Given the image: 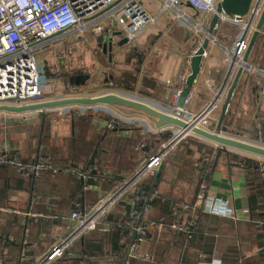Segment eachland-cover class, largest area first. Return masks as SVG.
I'll list each match as a JSON object with an SVG mask.
<instances>
[{"label":"crops","instance_id":"1","mask_svg":"<svg viewBox=\"0 0 264 264\" xmlns=\"http://www.w3.org/2000/svg\"><path fill=\"white\" fill-rule=\"evenodd\" d=\"M138 1L153 23L130 41L114 23L106 20L102 35L88 40L86 35L90 30L88 33L74 32L43 46L37 53V62L42 82L51 94L46 97L49 93L45 92L44 101L93 97L109 92L118 95L130 93L144 99L145 104L172 114L175 105L170 95L183 88L179 80L190 73L189 59L204 37V34L195 35L193 26L197 24L206 31L212 15L182 6L190 20L179 22L176 16L173 19L170 15L171 12L175 14L174 10H162L161 0ZM241 29L240 25L228 21H222L217 26L213 33L215 42L210 43L205 52L191 90V100L186 103V118L198 115L220 90L230 64L222 49L232 48ZM263 29L248 57V63L257 68H264ZM124 39L126 41L119 45ZM236 70L211 112L209 128L212 130H216L211 125L218 123ZM229 107L230 125L222 122L221 128L225 130L220 128L219 131L243 141L249 138L257 140V133L264 122V79L257 75L247 78L243 73ZM13 115L0 114V152L8 146L9 154L21 162H32L38 155H43L61 172L52 174L44 171L30 177L13 170L12 166L0 165V264H37L70 230L72 221L69 217L76 204L88 210L165 141L144 116L125 115L103 105L46 110L44 118L34 112ZM109 124L112 128L108 127ZM161 132L174 135L178 129L165 128ZM206 143L215 148L216 155L218 147ZM229 154L251 158L234 150L222 153L214 162L209 179L203 184L207 197L200 209L215 211L219 205H226L235 214L236 220L200 214L196 230L204 234L209 231L214 245L208 246V253L203 250V243L198 249L203 251V258L216 259L224 264H242L243 260L251 262L258 254L264 259V226L250 220L245 171L237 161L228 159ZM188 166L193 169L192 165ZM87 167L92 168L93 175L83 185L80 178L68 171ZM182 167L174 162L170 169L172 173L163 172L158 183L157 192L171 205L193 202L198 176L206 172L202 163L198 168L199 174L193 171L187 178L182 176L187 171L185 168L181 170ZM120 204L124 206L112 216L113 221L101 225L108 231H95L97 238L103 239L110 229L120 226L121 214L129 210L127 201ZM158 209L151 206L146 214L148 222L155 220ZM171 220L176 221L174 214ZM156 224L155 227L147 226L148 237L138 247L139 258L134 259L132 264H190L186 251L191 257L195 249L184 247L178 240L181 235L174 234L164 224L161 228H157L161 223ZM17 229L19 231H15ZM85 235L74 241L68 253L53 264L126 263L124 259L121 261L120 254H110L109 242L101 243L102 253L99 256L90 255L85 250V243L88 240V245H91L94 236L86 238ZM129 244L130 240H127L125 256Z\"/></svg>","mask_w":264,"mask_h":264},{"label":"built area","instance_id":"2","mask_svg":"<svg viewBox=\"0 0 264 264\" xmlns=\"http://www.w3.org/2000/svg\"><path fill=\"white\" fill-rule=\"evenodd\" d=\"M219 1L161 0L162 10L172 9L176 19L184 21H189L190 18L181 9L182 6H188L197 13L212 15ZM252 1L246 18H251L256 22L262 11L264 0ZM106 20L114 23L115 27L119 28L129 41L134 39L148 24L153 23V19L138 0H0V106L20 107L43 102L45 92L50 94V90L42 82L37 53L46 44L74 32L85 33L90 30L96 35L101 34ZM246 20L237 16L222 19V21L240 25L242 28L240 36L234 41L232 48L230 50L223 48L222 53L227 62L230 63L231 60H234L235 70L242 67L247 78L257 75L264 79L263 68L242 62L254 27L246 29L244 26ZM193 31L195 35L205 34V31L197 24L193 26ZM214 42V38L211 37L210 43ZM187 75L188 73L180 78L181 87L184 85ZM180 91L181 88L173 91L170 95L174 105ZM118 96L145 103V100L136 94L123 93ZM190 100L191 95L186 103ZM215 107L216 104L211 109L205 111V108L199 113H203V118L196 122L198 127L215 132L209 128V118ZM171 115L188 122H194L197 116L191 115L186 118L187 111L184 109L180 114L175 106ZM108 127L112 128V125L109 124ZM186 137L165 140L154 154L137 165L128 177L117 181L88 210H84L80 208L79 204H76L75 210L69 217L72 221L70 230L66 236L58 240L49 249L37 264H53L62 259L74 241L82 239L90 231H108L107 227L103 229L101 225L114 207L123 201H127L129 205V210L121 214L120 222L126 237L130 240L127 253L128 260L125 264H128L130 260L139 258L138 247L148 237L145 216L151 210V204L157 194L154 192L146 198H142V194L138 193L140 184L157 172L163 159L171 151H175L179 143ZM9 152L8 146H5L0 152V165L12 166L26 176L34 177L44 171H49L52 174L61 172V169L55 167L43 155H38L32 162H21L11 156ZM68 171L80 178L82 185L85 180H89L93 175L90 167ZM206 197V188L201 185L195 205L190 206L186 203L171 205L176 221L172 222L169 228L174 234L183 236L186 242L190 241L195 234L198 206H201ZM201 210L209 215L236 220L235 214L233 215V212L226 205H219L215 211ZM161 226L163 224H158L157 228H161ZM199 264H221V262L212 259L209 262Z\"/></svg>","mask_w":264,"mask_h":264},{"label":"water","instance_id":"3","mask_svg":"<svg viewBox=\"0 0 264 264\" xmlns=\"http://www.w3.org/2000/svg\"><path fill=\"white\" fill-rule=\"evenodd\" d=\"M252 2V0H220L216 4L214 12L209 20L204 37L189 59L190 73L185 79L184 86L181 89L175 104L176 110L180 114L184 111L187 99L191 95V90L200 71L202 59L205 55V52L209 48L211 37H213V33L216 30V27L220 22H222V19L224 17L226 18L237 16L247 19L246 24L244 25L246 29L254 26L252 28V34L249 39L247 50L242 57V62L244 64L248 63L249 54L255 44L257 37L262 33V29L264 28V5L256 22H254L251 18H246ZM117 35L120 36L121 32H117ZM125 41L126 39L122 40L119 45H121ZM108 49L111 50V46H108ZM234 70V60H231L220 90L206 107L205 111L211 109L219 101L226 90V87ZM235 72L236 73L234 75V78L229 88L227 89L226 98L221 107V114L218 123L216 125H211V127L215 126V132L200 128L196 125V122L203 118V113L197 115L194 122H188L185 119L155 109L143 102L127 99L112 93L93 97H71L58 100H49L20 107L0 106V114L6 113L23 115L34 112L37 113L38 116L44 118V111L46 110H54L62 107H92L96 105H103L125 115L138 114L144 116L154 126L155 130L159 131V134L165 138L164 140H167L169 138L177 139L179 137L194 135L199 139L215 144L220 151L226 152L227 150H234L264 159L263 146L227 136L223 133V131H219L223 122V118L228 111L230 100L233 96L239 79L243 74L242 67L237 68ZM165 128H176L178 129V132L174 135H172L171 132L162 133L161 131H163ZM155 180L156 177L153 179V183L155 182ZM138 193H142L141 188L138 190Z\"/></svg>","mask_w":264,"mask_h":264},{"label":"trees","instance_id":"4","mask_svg":"<svg viewBox=\"0 0 264 264\" xmlns=\"http://www.w3.org/2000/svg\"><path fill=\"white\" fill-rule=\"evenodd\" d=\"M263 31H264V29H263ZM231 120H232L231 109L229 107L226 115L223 118V122H225L227 125H230L229 123ZM238 127H239V125H238ZM221 129L225 130L224 128H221ZM256 137H257L258 141L264 142V122L262 123V128H261L260 132L257 133ZM199 141L200 140H198L197 138H194L192 136H188L185 138V140L183 142V148H184L183 156L186 155L188 158H192L193 156H195L196 153L199 155L198 160H196V164H195L196 166H194V167L192 166L194 169L193 171H196L199 174L198 168L202 163H204V170H206L204 175H202L201 177L198 178V185H197V189H196V193H195V199L193 202L187 203L190 206H193L196 204L197 193L199 192L200 186L205 184L206 181L209 179L210 170H211L212 166L214 165V162L217 161V159L222 155V153H225L224 151H220L219 149H216V155H214L215 148L211 147L210 149L205 150V147H204L205 144L204 145L197 144V142L201 143ZM192 144L198 145V148L196 150H194L191 147ZM205 155H207L206 159H204ZM183 156H181V157H183ZM228 156H229L228 157L229 160L233 159V160L237 161L240 165H242V167L245 171L247 195H248L247 199H248V204H249L250 220L253 221L255 224L260 223L262 226H264V164H261L258 161L251 159V158H247V157L236 156V155H231V154H229ZM174 160H176V159H174ZM180 161H184L183 158H182V160L180 159ZM185 162L188 163L189 165H193L192 161L190 159L185 160ZM121 166H122V164H121ZM135 166H137V165H135ZM3 167H8V166H3ZM12 169L17 171L14 167H12ZM162 176H163V169L160 167L153 176L145 179L140 184V187L142 188V198H146L150 194H153L154 192H156L157 194L154 197V201L152 202L151 206H153V207L157 206L158 208H160V209H158L159 210L158 214L156 216H154L155 220L150 221L153 223L148 222L146 216H145V222L147 223V226H154V227H155L154 223L164 224L166 228H168L171 232H173L169 228V226L172 224L171 219L173 216L172 210H171V202L167 199L164 200L165 198H163L157 192L158 183L160 182ZM155 177H156V180L153 183V179ZM123 206H124V204L123 205L118 204L117 206H115L114 207L115 209L107 215L104 222L113 221L112 216H115L114 214H116V212L118 210H120V208ZM200 208L201 207L198 206V209H199L198 210V216L200 214H204L201 212L202 210ZM207 215H209V214H207ZM209 216H213V215H209ZM15 231H19V229L15 230ZM95 231L96 230L90 231L85 235L86 238H88V237L90 238L91 236H94V238H92V244L91 245H88V240L85 243V250L90 255H92V256L98 255L99 256L102 253L101 243H108L109 242V244L111 245L110 254H112V256L114 254H116V255L120 254L121 255V261H123V259H124V263H125L128 260L127 256H125L124 251L126 249L125 246H126L127 240L129 242V239L126 237V233L121 226H118V227L116 226V227H113V229H110L109 234L105 235V237L103 239L97 238L98 234H95V233H97ZM178 240H181V243L183 244L184 247L187 246V249L188 248L189 249H191V248L195 249L194 255L191 257H189L188 251H186V256L191 259L190 264H199L201 262H209L211 260L210 258H203L201 256L203 254V251L201 249H198V247L201 245V243H203V250H205V252H207V253H208V251H207L208 246L213 247L214 238L212 236H209V231L207 232V234H204V233H199L198 230H196L195 234L193 235V238L190 241L186 242L183 236H180V239H178ZM17 247L19 248L20 244L17 245ZM18 255H20V254L18 253ZM221 256H222V259H224V255L222 254ZM227 256H229V255H227ZM132 262H133V260L131 261V264H132ZM222 263L224 264V262H222ZM225 264H227V263H225ZM242 264H264V259L261 256V254H258L257 257L252 259L251 262H247L246 260H243Z\"/></svg>","mask_w":264,"mask_h":264},{"label":"rangeland","instance_id":"5","mask_svg":"<svg viewBox=\"0 0 264 264\" xmlns=\"http://www.w3.org/2000/svg\"><path fill=\"white\" fill-rule=\"evenodd\" d=\"M170 15L173 17V19H175V14L173 12H171ZM179 22H182V20H180ZM86 33H88V32H86ZM92 33L90 31V33L86 35V39L89 40L90 38H92V36H97L96 34L94 35V33L93 34ZM98 35H102V33L98 34ZM99 39H101V38H99ZM63 70H65V69H63ZM85 71L86 70L84 69V72ZM72 80H74V78ZM50 96H51V94L46 95V97H50ZM13 116H17V115L14 114ZM184 140H185V138L179 143V146L177 147V149H175V151H171L163 159L162 164H161L160 167L163 169L164 174H169L170 172L172 173V171H170V169H171V166H173L174 162L176 163V166H179V165L182 166L183 165L181 170H184V168L187 170L184 175H182V173H181L182 176H186L187 178H190L191 174H193V169H190V167L188 166L189 164L186 163L185 160H189L190 159L192 161V164H193L192 166L194 167V165L196 164V160H198L199 156H197V157L193 156L192 158H188L186 155L183 156V154H184L183 153L184 152V148H183ZM198 140H200V139H198ZM245 141L264 147V142H260V141H258L256 139L252 140V139L249 138L248 140H245ZM163 142L164 141H162V143ZM199 142H201V143L197 142V144H200V145H204L205 144V141L200 140ZM209 146L210 145H208L206 143L204 145L205 150L210 149L211 146L210 147ZM191 147L194 150H196L198 148V145L192 144ZM243 154H245V153H243ZM181 156H183V157H181ZM246 156H249V157L253 158L254 160L258 161L259 163L264 164V159H261V158L255 157V156H251V155H246ZM182 158H183L184 161H180V159L182 160ZM174 159H176V160H174ZM173 172H176V171H173ZM194 172L197 173L196 171H194ZM198 178H199V176H198ZM192 180H193V177L191 178V181Z\"/></svg>","mask_w":264,"mask_h":264}]
</instances>
